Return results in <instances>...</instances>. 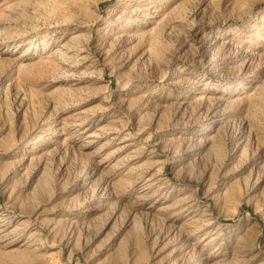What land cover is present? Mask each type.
<instances>
[{
    "label": "rangeland",
    "instance_id": "obj_1",
    "mask_svg": "<svg viewBox=\"0 0 264 264\" xmlns=\"http://www.w3.org/2000/svg\"><path fill=\"white\" fill-rule=\"evenodd\" d=\"M0 264H264V0H0Z\"/></svg>",
    "mask_w": 264,
    "mask_h": 264
},
{
    "label": "bare ground",
    "instance_id": "obj_2",
    "mask_svg": "<svg viewBox=\"0 0 264 264\" xmlns=\"http://www.w3.org/2000/svg\"><path fill=\"white\" fill-rule=\"evenodd\" d=\"M202 96H203L202 94L199 95V98H197V99H200ZM199 103H200V101L197 100L194 102V105H198ZM98 197H99V193H98V187L97 186H93L90 191H86L83 193L84 202L86 200H96Z\"/></svg>",
    "mask_w": 264,
    "mask_h": 264
}]
</instances>
